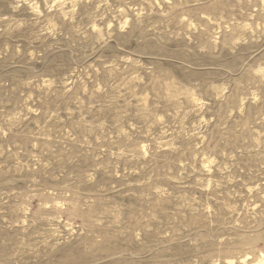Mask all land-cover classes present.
Returning a JSON list of instances; mask_svg holds the SVG:
<instances>
[{
  "label": "rangeland",
  "instance_id": "374dc122",
  "mask_svg": "<svg viewBox=\"0 0 264 264\" xmlns=\"http://www.w3.org/2000/svg\"><path fill=\"white\" fill-rule=\"evenodd\" d=\"M0 264H264V0H0Z\"/></svg>",
  "mask_w": 264,
  "mask_h": 264
},
{
  "label": "bare ground",
  "instance_id": "6f19581e",
  "mask_svg": "<svg viewBox=\"0 0 264 264\" xmlns=\"http://www.w3.org/2000/svg\"><path fill=\"white\" fill-rule=\"evenodd\" d=\"M249 259V258H248Z\"/></svg>",
  "mask_w": 264,
  "mask_h": 264
}]
</instances>
